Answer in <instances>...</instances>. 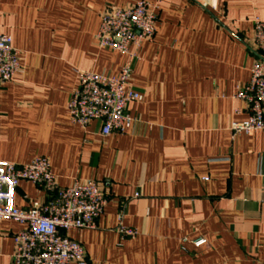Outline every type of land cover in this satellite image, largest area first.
Returning <instances> with one entry per match:
<instances>
[{
    "label": "crops",
    "instance_id": "obj_1",
    "mask_svg": "<svg viewBox=\"0 0 264 264\" xmlns=\"http://www.w3.org/2000/svg\"><path fill=\"white\" fill-rule=\"evenodd\" d=\"M137 1L0 0V36L21 68L0 85V161L44 157L59 188L97 182L108 202L95 227L68 232L86 264H264V133L230 134L248 117L235 95L264 0H146L156 32L129 83L142 98L128 105L124 134L102 137L99 122L72 124L66 106L79 72L119 73L125 56L94 37L107 6ZM45 201L25 181L13 196L17 208ZM120 213L135 238L118 235ZM23 228L0 220V264Z\"/></svg>",
    "mask_w": 264,
    "mask_h": 264
},
{
    "label": "built area",
    "instance_id": "obj_2",
    "mask_svg": "<svg viewBox=\"0 0 264 264\" xmlns=\"http://www.w3.org/2000/svg\"><path fill=\"white\" fill-rule=\"evenodd\" d=\"M156 11L157 5L146 0L124 8L107 6L103 10L94 37L96 46L125 56V62L116 76L78 73L77 86L66 106L72 124L85 129L90 123L99 122L102 137L124 134L133 121L127 107L142 98L129 86L132 64L140 60V46L153 42ZM252 26L254 61L249 81L235 95L247 104L248 117L231 124V136L264 133V22L255 18ZM20 72L18 51L12 47L10 37L0 36V85L11 82ZM22 181L39 187L47 201L17 208L13 196ZM107 202L97 182L92 180H75L70 187L59 188L44 157L21 165L0 161V220L24 226L12 236L13 250L8 264H86L84 249L68 237V232L93 229ZM121 221L120 213L116 227L120 238H135L136 231L124 227ZM202 244L204 240L193 242L195 247Z\"/></svg>",
    "mask_w": 264,
    "mask_h": 264
}]
</instances>
